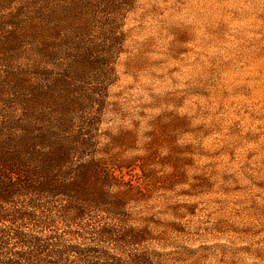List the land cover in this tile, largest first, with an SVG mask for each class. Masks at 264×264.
<instances>
[{
    "label": "rangeland",
    "instance_id": "rangeland-1",
    "mask_svg": "<svg viewBox=\"0 0 264 264\" xmlns=\"http://www.w3.org/2000/svg\"><path fill=\"white\" fill-rule=\"evenodd\" d=\"M101 10L88 38L114 54L89 111L144 167L130 211L168 231V264H264V0Z\"/></svg>",
    "mask_w": 264,
    "mask_h": 264
},
{
    "label": "trees",
    "instance_id": "trees-1",
    "mask_svg": "<svg viewBox=\"0 0 264 264\" xmlns=\"http://www.w3.org/2000/svg\"><path fill=\"white\" fill-rule=\"evenodd\" d=\"M104 2L0 0V264H168V231L130 211L144 167L89 111L114 54L88 38Z\"/></svg>",
    "mask_w": 264,
    "mask_h": 264
}]
</instances>
